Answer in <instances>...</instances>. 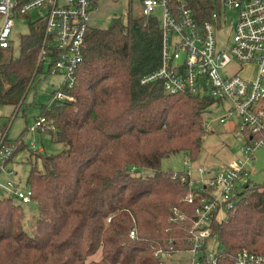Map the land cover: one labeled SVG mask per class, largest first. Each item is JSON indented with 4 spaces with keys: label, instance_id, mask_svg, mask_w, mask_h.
I'll return each mask as SVG.
<instances>
[{
    "label": "trees",
    "instance_id": "1",
    "mask_svg": "<svg viewBox=\"0 0 264 264\" xmlns=\"http://www.w3.org/2000/svg\"><path fill=\"white\" fill-rule=\"evenodd\" d=\"M190 5L201 17L212 8L209 0ZM29 27L17 56L0 52V106L20 109L42 70V30ZM84 41L73 84L58 88L67 98L43 104L35 119L46 120L38 129L61 149L36 154L42 169L33 165L26 177L37 214L32 233L24 228L21 205L0 199V264H159L156 251L193 248L188 232L194 208L207 194L188 202L189 179H180L185 169L163 170L160 163L181 151L187 162L197 160L207 132L203 113L215 101L166 94L159 81L141 83L161 57L158 18L141 9L129 5L125 18L90 27ZM11 145L12 155L26 147ZM238 194L235 210L208 225L201 264H236L243 250L264 253V181ZM210 238L216 251L207 258ZM95 254L98 259H91Z\"/></svg>",
    "mask_w": 264,
    "mask_h": 264
},
{
    "label": "built area",
    "instance_id": "2",
    "mask_svg": "<svg viewBox=\"0 0 264 264\" xmlns=\"http://www.w3.org/2000/svg\"><path fill=\"white\" fill-rule=\"evenodd\" d=\"M96 1L0 0V52L12 47L10 36L15 18L29 19L30 12L38 11L37 18L29 23L42 30L38 63L43 68L47 61L49 71L63 74L62 84L70 87L74 82V70L82 60L84 38L90 28L88 21L95 11ZM210 4L212 8L201 17L191 7L190 0H142L141 3L145 17L158 18L161 39L160 65L143 77L141 83L159 81L166 94L181 92L214 100V104L225 111L219 123L239 121L238 128L245 141L241 151L249 157L244 161L230 160L221 171L206 178L203 186H192L189 169L180 177L181 180H185V176L189 179L190 190L184 197L188 202H193V195L198 197L200 192L207 194L198 200L188 232L193 244L189 251L194 258L191 264H201L200 248L203 239L209 237L208 225L214 217L225 219L235 210L238 193L255 183L250 178L248 166L254 150L264 147V0H209ZM157 9L159 16L155 14ZM226 10L236 12L230 22H226ZM223 30L226 41L218 45L216 33ZM231 62L243 67L228 71L226 68ZM246 65L256 68L252 78L239 74ZM65 98L62 90H56L50 103ZM203 122L204 128L210 130V122ZM44 125L46 120L39 117L33 129ZM3 139L1 134L0 140ZM5 143H0V173L6 171L5 164L12 155V145ZM197 170L202 172L201 167ZM30 195L29 188L22 191L11 181L0 183V199L12 197L26 204L31 201ZM130 236H135L134 231ZM212 255L206 253L205 257ZM154 256L159 258V264L164 263V253L156 251ZM235 261L236 264H263L264 253L254 255L243 250L237 253Z\"/></svg>",
    "mask_w": 264,
    "mask_h": 264
},
{
    "label": "rangeland",
    "instance_id": "3",
    "mask_svg": "<svg viewBox=\"0 0 264 264\" xmlns=\"http://www.w3.org/2000/svg\"><path fill=\"white\" fill-rule=\"evenodd\" d=\"M129 5L132 10L138 11L141 8L139 0H98L95 11L93 12L88 25L90 27H107L108 24L115 19V17L125 18L129 11ZM221 11V10H220ZM228 19L226 22L234 19L235 11H227ZM157 16L160 15V10L155 11ZM30 18L21 17L15 18L10 40L12 43L11 52L12 56H17L19 51V41L22 35L29 32V23H32L39 15L38 11L30 12ZM30 20V21H29ZM227 36V34H226ZM218 45L225 43V32L220 31L216 33ZM8 51V50H7ZM9 53V52H8ZM7 56V55H6ZM243 66L235 62H231L226 70L234 71L241 69ZM256 68L254 65H246L242 72L236 73L243 75L246 78H252ZM64 82V75L58 72L48 71V62L45 61L42 70L38 71L34 81L28 87L25 94L22 106L17 110L13 105L0 106V135L2 134L5 139L0 140V143L11 144L12 142H22L25 144V149L17 150L14 155L9 158L5 164L6 171L0 173V183L5 184L7 181L19 185V189L24 191L28 188L26 177L35 165L39 170L42 169L41 161L35 155L39 154L35 151L43 147L44 152L50 154L55 153L61 149V145L52 143L51 137L48 132L43 129L34 128L36 117H38L40 109L43 104H48L53 93ZM264 83V77L262 79ZM225 115V111L221 106L212 104L203 113V121L210 122L211 128L207 130L203 136L202 150L197 156L195 162H187L185 152L171 154L161 160V167L163 170L170 169L174 172H180L183 169H189L190 179H192V186H203L206 178L213 176L219 172L223 167L229 163L230 160L249 159L241 151L244 145V137L239 131L238 120L234 119L227 124L219 123V117ZM236 126H234V124ZM4 126V127H3ZM6 126V127H5ZM205 129V128H204ZM206 130V129H205ZM32 151V152H31ZM33 153V154H32ZM251 164L248 166L250 170V178L255 183L264 181V147H259L253 152ZM198 167L202 168V172L197 170ZM219 189V187L217 188ZM15 199V198H14ZM17 202L18 200L15 199ZM21 205L23 215V225L25 230L32 233L33 225L36 220V208L34 202L30 201L26 204L18 202ZM222 214V213H220ZM207 252L213 254L216 251V241L213 238L207 240ZM99 254L91 256V259H98ZM90 258L88 260H90ZM163 264H191L194 258L191 252H175L165 255Z\"/></svg>",
    "mask_w": 264,
    "mask_h": 264
},
{
    "label": "crops",
    "instance_id": "4",
    "mask_svg": "<svg viewBox=\"0 0 264 264\" xmlns=\"http://www.w3.org/2000/svg\"><path fill=\"white\" fill-rule=\"evenodd\" d=\"M41 151H44L43 147L38 148L35 152L40 153ZM18 185V184H17ZM19 186V185H18Z\"/></svg>",
    "mask_w": 264,
    "mask_h": 264
}]
</instances>
